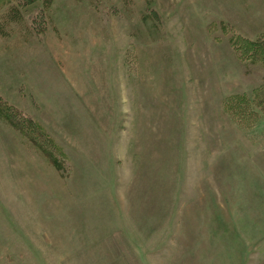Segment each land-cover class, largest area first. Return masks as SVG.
<instances>
[{"label":"rangeland","instance_id":"1","mask_svg":"<svg viewBox=\"0 0 264 264\" xmlns=\"http://www.w3.org/2000/svg\"><path fill=\"white\" fill-rule=\"evenodd\" d=\"M238 35L264 0H0V264H264V48Z\"/></svg>","mask_w":264,"mask_h":264},{"label":"crops","instance_id":"2","mask_svg":"<svg viewBox=\"0 0 264 264\" xmlns=\"http://www.w3.org/2000/svg\"><path fill=\"white\" fill-rule=\"evenodd\" d=\"M69 242L72 243L71 241H69ZM82 242L83 241L75 242V248L77 247V245L83 246L82 247V249H83L82 252L83 253H80V251H78V249H75V248L71 247L72 244H68V243L62 242L60 246L58 245V248L61 247L63 251H65V252L67 251V254L63 255V253L59 250L60 256L63 257L62 259H59V262H61V263H63V262H65V263L72 262L73 264H76L79 261H80L79 263L87 262V261L88 262H94V261L97 262V257L94 256L93 255L94 253L92 252L95 249H92V251H91L93 253L92 254L91 252H89V248L86 247V245L88 243H89V245H92V242H94V241H89L88 243H86L84 245L81 244ZM54 246H55V244H54ZM100 257L102 259H104L103 256L100 255ZM95 264H98V263H95Z\"/></svg>","mask_w":264,"mask_h":264},{"label":"trees","instance_id":"3","mask_svg":"<svg viewBox=\"0 0 264 264\" xmlns=\"http://www.w3.org/2000/svg\"><path fill=\"white\" fill-rule=\"evenodd\" d=\"M46 1L51 3V0H46ZM16 14H17L16 8H11L8 10V13H6L5 18L10 20V18L13 17V19H14ZM233 43H234V46H235V44L237 45L236 51L238 50L239 54H240V50L242 48L251 49L254 51V53H255V50L260 51L264 48V38L259 39L258 41H252L246 37H242L241 35H238L236 37V39L233 41ZM0 116H2V115L0 114Z\"/></svg>","mask_w":264,"mask_h":264}]
</instances>
